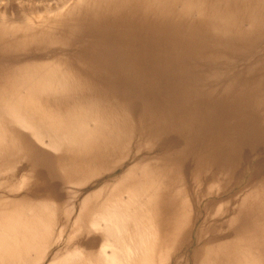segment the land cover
Returning <instances> with one entry per match:
<instances>
[{
  "label": "rangeland",
  "instance_id": "374dc122",
  "mask_svg": "<svg viewBox=\"0 0 264 264\" xmlns=\"http://www.w3.org/2000/svg\"><path fill=\"white\" fill-rule=\"evenodd\" d=\"M136 240L264 264V0H0V264Z\"/></svg>",
  "mask_w": 264,
  "mask_h": 264
},
{
  "label": "bare ground",
  "instance_id": "6f19581e",
  "mask_svg": "<svg viewBox=\"0 0 264 264\" xmlns=\"http://www.w3.org/2000/svg\"><path fill=\"white\" fill-rule=\"evenodd\" d=\"M138 239V238H137ZM140 245V243L138 242V240H136L135 241V243L133 244V248H132V251H131V253L133 254V257H131V259H133V264H137V261H136V259H138L139 258V260L138 261H140V259H141V257L138 255V246ZM206 254H209V250H207L206 252H205ZM107 255V256H106ZM195 255V254H194ZM105 256H106V258H108V259H117L118 261H119V263H122V264H124V262H123V258H121L120 259V257L117 255V253L115 252H113V253H111V254H106L105 253ZM119 257V258H118ZM194 259H196V257H194ZM211 259V257H209V259L208 258H205V260L204 261H202L201 260V262L202 263H206V264H208V262H209V260ZM138 264H140V262H138ZM245 264H252V263H250V262H246L245 261ZM255 264H258V262H256Z\"/></svg>",
  "mask_w": 264,
  "mask_h": 264
}]
</instances>
